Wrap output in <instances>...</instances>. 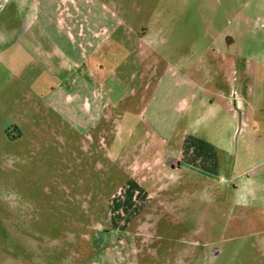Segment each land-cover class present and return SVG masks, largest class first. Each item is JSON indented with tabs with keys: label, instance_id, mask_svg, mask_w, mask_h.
<instances>
[{
	"label": "rangeland",
	"instance_id": "obj_1",
	"mask_svg": "<svg viewBox=\"0 0 264 264\" xmlns=\"http://www.w3.org/2000/svg\"><path fill=\"white\" fill-rule=\"evenodd\" d=\"M60 1L48 0L53 12L44 14L34 7L41 0H0V264H264V205L243 208L241 196L195 169L172 180L161 160L168 140L147 127L157 79L200 78L218 47L238 50L239 76L254 83L248 125L263 131L264 0H102L144 42L129 34L104 66L127 110L121 132L108 135L110 150H81L87 133L39 101L59 87L49 79L63 76L58 59L45 67L33 54L27 73H11L8 33L60 29ZM185 120L172 143L207 140L204 127Z\"/></svg>",
	"mask_w": 264,
	"mask_h": 264
},
{
	"label": "crops",
	"instance_id": "obj_2",
	"mask_svg": "<svg viewBox=\"0 0 264 264\" xmlns=\"http://www.w3.org/2000/svg\"><path fill=\"white\" fill-rule=\"evenodd\" d=\"M34 7L44 14L52 7L53 12L48 0L35 3ZM54 9L59 16L60 29L46 31L25 27L8 33L7 57L11 73H27L33 54L45 67L49 61L58 59V69L63 76L51 73L49 79L58 82L59 87L52 88L39 101L46 110L65 117L74 131L87 133L79 147L81 150L91 146L110 150L114 143L108 135L115 130L121 132L127 110L125 97L118 96L120 90L111 85L113 73L106 72L104 66L110 68L112 53L124 50L129 34L134 32L128 29L126 20L121 19L116 4L109 1L61 0ZM134 34L140 45L143 44V37ZM49 37L55 42L51 51L45 46ZM212 52L215 56L200 68V78L157 79L150 98L148 111L152 108L147 127L168 140V153L161 160L166 159L172 180L181 179L182 168L185 172L195 169L205 179L219 182L222 189L241 196L239 205L243 208L259 202L264 205V129L251 127L247 118L254 83L249 76H239L238 50L216 47ZM40 75L47 77L42 66ZM64 84L71 86L67 92L63 90ZM161 96L167 101L164 106L158 103ZM182 117L187 126L204 127L207 140L189 142L185 138L172 143ZM239 120L242 134L235 153L233 138ZM105 138L109 140L108 145L104 144ZM104 158L102 162L95 160L93 168L101 169Z\"/></svg>",
	"mask_w": 264,
	"mask_h": 264
}]
</instances>
